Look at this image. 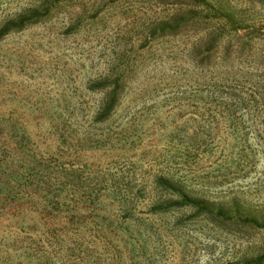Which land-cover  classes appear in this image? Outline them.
<instances>
[{
	"label": "rangeland",
	"instance_id": "rangeland-1",
	"mask_svg": "<svg viewBox=\"0 0 264 264\" xmlns=\"http://www.w3.org/2000/svg\"><path fill=\"white\" fill-rule=\"evenodd\" d=\"M226 1L247 19L264 16L245 0ZM45 8L42 20L0 39L2 156L21 170L32 150L35 167H46L37 172L46 177L42 187L16 205L27 211L17 217L12 209L0 212V244L15 237L12 220L41 223L47 216L39 209L57 202L61 219L76 224L61 237H43L29 258L22 261L18 251L10 257L15 248L9 258L24 264H229L263 253L264 227L239 220L245 213L264 217V128L212 122L194 95L189 42L147 41L148 27L175 7L155 0H0V26ZM251 51L233 68L239 81L264 82V42ZM118 75L125 80L119 105L106 122L94 123L105 96L94 87ZM248 88L238 89L246 97ZM257 89L264 102V85ZM247 108L264 109V103ZM159 176L230 210L231 219L196 216L188 207L156 212L178 200L156 185Z\"/></svg>",
	"mask_w": 264,
	"mask_h": 264
},
{
	"label": "trees",
	"instance_id": "trees-1",
	"mask_svg": "<svg viewBox=\"0 0 264 264\" xmlns=\"http://www.w3.org/2000/svg\"><path fill=\"white\" fill-rule=\"evenodd\" d=\"M245 1L264 13V0ZM155 2L161 6H173L175 9L148 27L147 41L170 38L189 42L186 55L196 71L193 84L194 95L200 96L196 100L198 102L201 100L203 111H208L211 121L217 122L222 118L229 123L235 121H240V123L256 122L258 127L264 128V109L247 108L248 103L253 105L264 103L260 94L255 91L260 85H264V82L257 81L255 83L248 78L246 81H239L238 68L237 66L233 68V62H238L244 51L247 55L252 56L250 52H252L255 43L264 42V16L262 19L260 15H257L258 18L247 19L245 13L233 7L226 0H155ZM46 15L47 8L42 12H33L7 20L0 26V39L9 33L19 32L25 27L39 22ZM242 84L249 87L246 97L240 92ZM124 87L125 80L120 75L98 81L94 89L105 91V96L92 118L94 123H104L115 113ZM21 141L25 143L22 137ZM29 152H27L29 155L24 156L23 165L22 163L19 165L21 170H17L11 160L6 161L7 157H3L0 150V212L12 209L11 217H17V214L27 211L26 208L16 205L23 200L29 201L35 189L42 187L45 183L46 177L40 176L37 172H45L46 167L37 169L34 165L36 156L32 150ZM42 160L39 159L38 163L42 164L44 162ZM40 166L42 167V165ZM156 185L166 194L174 195L178 199L177 202H172L170 205L163 204V206L155 207L156 212H166L174 207H188L194 211L196 216H212L214 220L221 222L224 219H231V216L227 215L230 210L226 212V209L215 206L202 197L190 194L181 186L180 182L172 178L159 176L156 179ZM54 197L53 201L56 203L58 195L55 194ZM27 207H36V205L27 202ZM39 211L47 216L41 223L33 221L23 224L21 220H12L15 224L13 226L15 232L12 235L15 237L10 234V236H6L5 240L8 243L2 241L0 244L3 246V250L0 251V254L2 253L0 264L15 263V260L9 258L12 248L15 249H13V254L10 253V257L18 251L21 255L23 254L21 257L23 261L30 257L34 246L38 247V242L43 241V237H61L76 224L74 220L66 222L61 219L62 208L59 207L58 202L51 206H43ZM56 213H58L59 219L51 220V218H55ZM243 218L239 220L243 224L250 223L257 227H264V217H260V215L245 213ZM17 227L19 229L16 231ZM19 259L16 260V263H27L21 262ZM229 264H264V252L249 261Z\"/></svg>",
	"mask_w": 264,
	"mask_h": 264
}]
</instances>
